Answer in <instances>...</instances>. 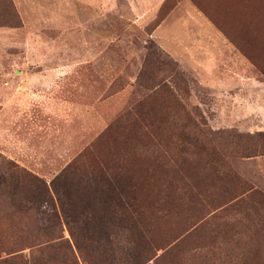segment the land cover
I'll use <instances>...</instances> for the list:
<instances>
[{"label": "rangeland", "instance_id": "374dc122", "mask_svg": "<svg viewBox=\"0 0 264 264\" xmlns=\"http://www.w3.org/2000/svg\"><path fill=\"white\" fill-rule=\"evenodd\" d=\"M90 175L131 202L127 229L90 224L126 242L120 264H264V0H0V178L17 185L0 186V256L62 235L106 264L73 248L54 193L70 184L80 211Z\"/></svg>", "mask_w": 264, "mask_h": 264}, {"label": "trees", "instance_id": "16d2710c", "mask_svg": "<svg viewBox=\"0 0 264 264\" xmlns=\"http://www.w3.org/2000/svg\"><path fill=\"white\" fill-rule=\"evenodd\" d=\"M63 171L69 173V170L67 169H63ZM8 178L9 179L0 178V186L10 187L12 192L17 185L15 182H13L14 179H11L12 177ZM35 179L38 180L37 177H35ZM93 180L94 178H92V176L90 175L89 179L87 180L86 188L83 190V193L85 192L87 194L88 200L83 202V209H81L80 211H74L72 209L70 184L61 186L59 189H54V193H56V199L58 202V209L68 227L67 229L69 231V235L73 238L74 249L79 251L82 245V248H84L86 251V257H95V255L102 254L105 256V258H107L106 264H120L121 261H119L118 253H120L121 249L124 250L123 252L128 251L129 247L125 245L126 242L122 243L121 246L116 242L111 243L109 240H106L107 242L104 245L100 244V242L94 238V230L92 228V225L90 224H93L96 221H98L99 223H101L102 221L105 222L106 219H112V221H114V219L116 218V224H118V227L124 228L125 226L127 229L129 227V224L132 222V212L134 211H129L131 202H129L122 196L123 194L121 192L120 186H114L111 183H106L105 186H101L99 188L88 187L90 183L94 182ZM41 186L42 189L39 190L36 195H34L35 197H31V199L25 197V199L29 200L30 203L38 200L46 202L48 199V195L46 196L45 194L46 190L43 189L44 184L42 182ZM92 199H94L95 202H99L101 207L110 209L108 215L104 214V216H98L94 212L86 210L89 208ZM115 208L119 210L118 213H116ZM71 223H77L79 225L76 235L73 234L74 231L73 229H71ZM54 238L57 242L56 244L50 246V252H48L47 250L42 251L41 249H39V253L42 256L30 257L29 255L26 256L24 254L13 253V251L11 250L9 252H6V256H0V264H79L77 258L73 255L72 250H70V247L63 245L64 241L62 240H64V238H62V235H56ZM127 254H125L124 256H126ZM88 259L89 258L83 260L85 264L91 263V258L89 260Z\"/></svg>", "mask_w": 264, "mask_h": 264}]
</instances>
